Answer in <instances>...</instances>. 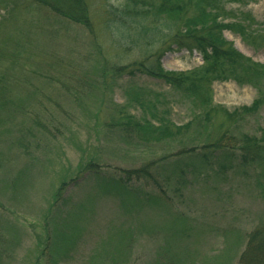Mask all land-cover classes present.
<instances>
[{
    "label": "rangeland",
    "instance_id": "1",
    "mask_svg": "<svg viewBox=\"0 0 264 264\" xmlns=\"http://www.w3.org/2000/svg\"><path fill=\"white\" fill-rule=\"evenodd\" d=\"M6 1L2 8L0 0V50L16 47L20 57L19 66L1 78L9 89L1 97L13 105L0 111V264H50L47 254H41L52 196L89 163L109 176L153 163L162 187L163 182L169 186L164 192L173 210L168 214L143 207L123 213L116 200L98 196L91 182L82 183L68 192L61 210L72 220L76 204L90 197L85 212L75 218L82 231L72 249L53 255L55 264H106L103 260L112 256L120 259L118 264H155L160 258L174 264H239L248 235L264 223L259 187L264 175L250 162L243 163L237 148L241 134L259 137L264 132V103L232 132L225 127L218 133L222 121L218 114L212 116L206 131L197 124L172 143L134 148L131 140L122 137L127 133L109 127L112 111L125 104L128 90L143 89L151 96L165 92L162 107H168L170 120L177 126L190 120V105L158 80L140 74L112 79L114 68L165 50L159 44L151 50L116 45L105 29L106 11L124 0H86L89 29L58 20L29 0ZM242 1L226 6L224 24L247 17L246 29L252 37L264 36V0ZM223 37L243 57L264 66L263 44L251 46L228 30ZM161 65L166 72H189L201 67L202 61L196 51L172 47L162 56ZM8 69L7 62L0 64V75ZM211 91L213 104L232 112L264 97V77L252 83L215 81ZM225 132L224 140H230L228 146L234 151L229 150L232 153L224 160L225 155L200 149L213 145ZM183 147L204 154L209 162L202 165V160L184 159L182 167L191 165L205 173L183 180L174 173L176 163L174 168L170 164L173 155L163 161ZM221 165L226 168L220 169ZM135 187L159 193L151 183L144 187L137 182ZM173 223L174 230L180 231L174 239L169 234ZM127 229L134 234L124 258L114 250L121 231Z\"/></svg>",
    "mask_w": 264,
    "mask_h": 264
},
{
    "label": "trees",
    "instance_id": "2",
    "mask_svg": "<svg viewBox=\"0 0 264 264\" xmlns=\"http://www.w3.org/2000/svg\"><path fill=\"white\" fill-rule=\"evenodd\" d=\"M29 1L37 7L46 9L58 20L79 24L85 29H89L91 25L86 0ZM6 4V0H1L2 8ZM231 4H243V1L124 0L117 7L108 6L105 29L114 38V42L119 48L129 46L139 50H142L143 47L151 50L157 44L165 48L163 51L158 50L153 54L146 55L142 61L136 64L114 68L111 71L112 79L116 80L124 76L131 78L135 74H140L162 82L190 105V120L185 125L177 126L170 120L168 107L166 109L162 107L167 101L165 92L151 96L143 89L128 90L125 95V104L116 106L118 108L112 111L113 116L109 127L127 133L126 136L122 137L131 140L134 148L142 150L144 147L148 149L151 145L172 143L183 135H187L192 126L197 124V128L201 127L203 131H206L212 116L218 114L222 117L218 133L225 127H227L226 131L232 132L233 128L240 127L239 124L245 117L255 114L264 103V97H262L255 100L250 106L241 107L232 112L213 104L211 98L213 82L234 79L236 82L252 83L253 81H260L264 77V66L254 64L243 57L233 48L231 43L223 38V32L228 30L240 35L251 46L260 45V43L264 46V36L253 38L254 35H252L251 30L246 29L247 17L224 24L225 8ZM172 47H176L179 51L183 49L189 52L196 51L201 57V67L189 72H165L161 65V58ZM19 57L16 47L15 50L5 52L0 50V64L7 62L9 65L8 71L0 75V97L9 91L7 83L1 79L4 77L2 75H6L17 67ZM2 98L4 97L0 99V111L7 109L12 103V101ZM17 107L16 104V110H18ZM114 115H116L115 118ZM226 136L225 132L214 141L213 145L207 144L200 149H210L213 153L225 155L222 156L224 160L234 151L228 146L230 140H224ZM240 144L237 152L240 153L242 162H250L259 168L260 174L264 175V132L260 131L259 137L243 133L240 136ZM189 149L187 147L180 148L175 155L167 154L163 160L167 161L173 155L172 157L175 159H172L170 164L173 163L174 168V163H176L174 173L177 175L178 172V176L180 178L182 176L181 179L183 180L185 176H193L194 174L200 176L207 170L200 171L191 165L187 169L186 165L182 167L183 162L181 161L198 159L199 162L202 160V165H207L209 162V157ZM152 166L153 163H148L138 169H121L109 176L106 172L99 170L97 164H87L78 172L79 176L71 179L70 184L68 182L65 186H60L57 192L53 194L44 222L47 232L41 256L47 254L49 263L55 264L53 255L57 253L63 255L75 245L74 242L82 231L75 218L85 212L86 203L91 198L87 197L85 201L76 204L77 213L72 220L65 218V213L62 214L61 210L68 201V192L79 188L82 183L91 182L98 196L116 200L123 213H135L143 207L145 209L155 207L169 214L173 210V204L164 192L169 186L163 182L165 188L162 187L161 182L153 173ZM184 168L188 170V173L184 174ZM219 168L223 169L226 166L221 165ZM174 173L172 181L174 180ZM179 177H176V180L179 181ZM137 182L144 184V187L151 183L159 190V193L143 192L141 190L143 187L140 189L135 187ZM259 187L261 188V196L264 197V183H260ZM179 219L182 222L185 221ZM59 222L61 224H58ZM179 232L178 228L174 230V223L169 227L171 238L174 239ZM132 233L134 234L130 229L125 232L121 231L116 241L118 246L116 245L115 253L124 256V258L127 257ZM2 242L0 234V244ZM122 250L123 253H121ZM1 255L2 252H0ZM112 257L105 258L103 262L118 264L120 259ZM238 262L239 264H264V223L248 235L245 249ZM155 264H174V262L163 261L160 258L156 260Z\"/></svg>",
    "mask_w": 264,
    "mask_h": 264
}]
</instances>
